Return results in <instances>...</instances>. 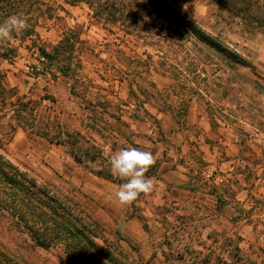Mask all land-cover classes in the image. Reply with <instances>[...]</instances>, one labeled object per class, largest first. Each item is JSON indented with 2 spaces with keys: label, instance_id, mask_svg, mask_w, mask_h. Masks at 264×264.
Wrapping results in <instances>:
<instances>
[{
  "label": "rangeland",
  "instance_id": "obj_1",
  "mask_svg": "<svg viewBox=\"0 0 264 264\" xmlns=\"http://www.w3.org/2000/svg\"><path fill=\"white\" fill-rule=\"evenodd\" d=\"M122 1L153 24L156 44L145 39L147 27L126 35L94 23L84 4L41 0L37 39L53 46L69 30L78 33L85 89L30 74L31 42H14L12 62L0 57V151L39 184L76 200L128 261L238 264L231 260L238 246L246 264H264V0H255V15L241 22L212 0ZM152 2L190 20L248 66L166 23ZM158 49L165 51L159 57ZM18 98L35 104L27 124L52 134L79 132L82 146L101 148L108 162L129 147L151 152L155 163L144 175L152 190L120 204L116 192L126 181L100 178L67 146L29 134L13 117ZM118 115L120 122L109 117ZM17 243L18 252H0L13 264H63L60 247L31 248L26 236Z\"/></svg>",
  "mask_w": 264,
  "mask_h": 264
},
{
  "label": "trees",
  "instance_id": "obj_2",
  "mask_svg": "<svg viewBox=\"0 0 264 264\" xmlns=\"http://www.w3.org/2000/svg\"><path fill=\"white\" fill-rule=\"evenodd\" d=\"M60 1L68 5L84 4L91 13L90 19L98 25L118 28L130 36L138 33V29L143 27V31L147 27L145 39L153 44L159 40L153 24L130 10L122 0ZM212 1L229 9L230 14L240 22L253 17L256 12L255 0ZM152 3L156 13L164 17L166 23L176 25L195 42L223 55L232 64L248 66V62L238 53L205 33L190 20ZM42 5L41 0H0V23L15 15L26 19L29 25L23 32H14L9 38L0 40V57L12 62L16 54L13 43L28 40L31 43L27 47L34 58V63L27 66L30 74L51 76L55 80L62 77L70 81L71 89L74 90L77 86L85 89V79L81 77L82 61L76 52V44L81 42L78 33L69 30L53 46H44L37 39L34 30L38 24V14L34 12H40ZM164 52L158 49L156 55L159 57V54ZM11 107L13 117L29 134L40 135L50 143L67 146L76 163L85 164L86 167H89L86 163L94 164L95 168L89 169H92L96 176L110 182L121 183V180L111 173L110 163L107 157L103 156L101 148L90 146L96 153L84 148L79 132L71 134L60 129L52 134L50 130L40 131L33 124H27V113L33 112L35 107L31 100L24 101L18 98L11 102ZM38 114L40 118V113ZM109 117L116 122L121 121V115ZM100 137L104 139L103 136ZM261 227L260 233L264 235V223ZM101 232L99 223L86 214L76 200L54 192L45 184H39L27 172L6 159L0 151V252L7 250L18 252L17 242L22 236H26L31 248L48 250L60 247L65 255L63 264H136L125 259L120 250L106 242ZM13 239L15 241H12ZM233 250L235 254L231 255L232 263L248 262V257L243 255L238 246H234ZM237 254H240L239 258ZM5 257L4 254H0V264H13ZM262 262L264 263V258Z\"/></svg>",
  "mask_w": 264,
  "mask_h": 264
},
{
  "label": "clouds",
  "instance_id": "obj_3",
  "mask_svg": "<svg viewBox=\"0 0 264 264\" xmlns=\"http://www.w3.org/2000/svg\"><path fill=\"white\" fill-rule=\"evenodd\" d=\"M28 26L26 19L14 15L6 22L0 23V40L9 38L14 32H23ZM109 163L111 173L126 181L116 192L120 204H131L141 193H148L152 190L151 180L144 175L155 163L151 152L133 147L121 149L110 157Z\"/></svg>",
  "mask_w": 264,
  "mask_h": 264
}]
</instances>
